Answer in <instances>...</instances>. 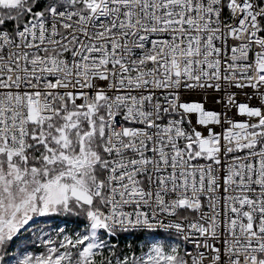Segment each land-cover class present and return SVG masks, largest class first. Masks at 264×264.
I'll use <instances>...</instances> for the list:
<instances>
[{"label": "snow or ice", "instance_id": "1", "mask_svg": "<svg viewBox=\"0 0 264 264\" xmlns=\"http://www.w3.org/2000/svg\"><path fill=\"white\" fill-rule=\"evenodd\" d=\"M0 264H264V0H0Z\"/></svg>", "mask_w": 264, "mask_h": 264}]
</instances>
